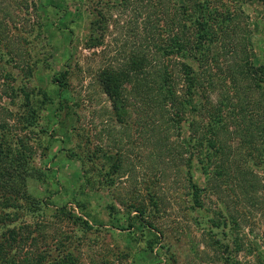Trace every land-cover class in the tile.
Returning <instances> with one entry per match:
<instances>
[{
	"label": "rangeland",
	"instance_id": "rangeland-1",
	"mask_svg": "<svg viewBox=\"0 0 264 264\" xmlns=\"http://www.w3.org/2000/svg\"><path fill=\"white\" fill-rule=\"evenodd\" d=\"M117 1L0 0V123L4 127L0 146L6 147L3 154L11 153L12 177L24 180V191L12 190L17 184L11 180L0 181V203L3 195L15 197L14 206H0L2 211L16 210V220L6 223L18 225L16 230L27 236L18 256L28 251L29 232L38 243L68 235L75 258L84 264H264L260 170H253L258 185L251 199L237 190L205 189L202 207L191 208L181 170L168 161L139 162L141 149L134 136L129 171L113 183L101 177L114 155L107 148V136L97 134L105 118L102 107L108 103L93 74L116 55L120 43L129 37L132 22L124 14L119 16L118 23L125 28L118 25L112 32L110 27L111 33L104 38L109 44L101 46L103 55H98L100 47L86 48L85 43L92 9ZM242 8L251 18L254 62L264 64L261 6L254 1L243 3ZM38 21L40 35L32 27ZM75 57L81 70L73 67ZM28 61L35 62L29 77L24 70ZM67 62L68 88L58 91L50 76ZM21 86L34 91L30 95L38 103L34 120L26 112ZM38 88L46 94L41 96ZM60 99L67 101L62 108H58ZM97 146L101 149L88 156ZM19 151L22 155L13 156ZM83 175L89 177L88 183ZM198 175L195 171L193 176L203 186ZM150 182L161 202L153 207L145 198L141 214L129 205L135 204L133 198L145 197ZM62 207L85 219L90 228L77 231L58 211Z\"/></svg>",
	"mask_w": 264,
	"mask_h": 264
},
{
	"label": "trees",
	"instance_id": "trees-1",
	"mask_svg": "<svg viewBox=\"0 0 264 264\" xmlns=\"http://www.w3.org/2000/svg\"><path fill=\"white\" fill-rule=\"evenodd\" d=\"M254 1L261 6L258 19L264 55V0H118L92 9L85 47H100L98 55L104 54L101 46L109 44L104 38L119 25L121 14L133 23L129 22V37L120 43L116 55L101 63L93 74L108 103L102 107L105 118L97 134L99 138L107 136V148L114 155L101 173L104 180L113 183L114 178L129 171L135 136L141 149L139 162L168 161L181 170L191 208L202 207L205 189L223 187V191L237 190L252 198L258 185L253 170H260L264 177V64L254 62L251 18L242 4ZM34 26L40 35L41 21ZM75 59L74 69L81 70ZM34 64H25L28 77ZM64 66L50 76L58 91L68 88V62ZM19 89L28 103L26 112L34 120L38 106L30 97L34 91L24 86ZM40 90L36 89L44 96ZM66 103L60 99L58 108ZM0 128H4L1 123ZM5 148L0 146V181L6 184L11 180L17 184L12 190L24 191L23 178L12 177V156L10 152L3 154ZM100 149L97 146L88 156ZM30 151L28 146V157ZM20 155L22 151L13 156ZM195 171L203 186L193 176ZM83 177L88 183L89 177ZM152 182L146 184L145 197L133 198L135 204L129 205L141 214L145 198L153 207L161 202ZM14 198L3 195L0 204L12 207ZM2 206L0 264H84L75 258L68 235L38 243L36 235L28 232V251L18 256L27 236L16 230L18 225L6 223L16 220V210L2 211ZM58 211L76 225L77 231L90 228L72 210L62 207ZM210 220L212 224L215 221L213 217ZM147 223L151 226L150 221Z\"/></svg>",
	"mask_w": 264,
	"mask_h": 264
}]
</instances>
